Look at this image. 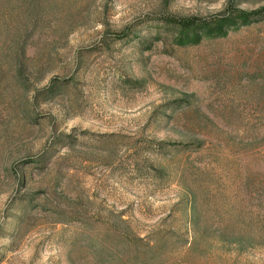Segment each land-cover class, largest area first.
Instances as JSON below:
<instances>
[{
	"label": "rangeland",
	"instance_id": "1",
	"mask_svg": "<svg viewBox=\"0 0 264 264\" xmlns=\"http://www.w3.org/2000/svg\"><path fill=\"white\" fill-rule=\"evenodd\" d=\"M258 11L0 0V264H264V19L161 21Z\"/></svg>",
	"mask_w": 264,
	"mask_h": 264
},
{
	"label": "trees",
	"instance_id": "2",
	"mask_svg": "<svg viewBox=\"0 0 264 264\" xmlns=\"http://www.w3.org/2000/svg\"><path fill=\"white\" fill-rule=\"evenodd\" d=\"M264 19V13L261 11L253 14H229L219 17L217 20L210 19H193L191 21H184L180 18L173 16H165L161 19L162 24L173 31V40L178 45L194 44L202 41L203 39H214L222 37L226 31L238 28V26L248 25L253 22H257ZM134 35V34H133ZM23 76V72L20 71V77ZM48 89V93L51 94L53 90ZM48 95V94H47ZM193 96L187 95L182 98L181 102L184 106H189L193 102ZM182 105V106H183ZM193 145H200L199 140L192 142ZM118 220V219H117ZM118 226H115V230L125 235L126 238L133 240L131 231L127 230L126 220L119 219Z\"/></svg>",
	"mask_w": 264,
	"mask_h": 264
}]
</instances>
